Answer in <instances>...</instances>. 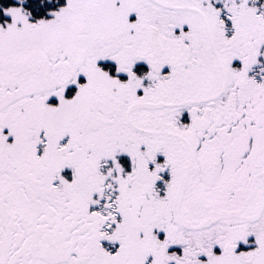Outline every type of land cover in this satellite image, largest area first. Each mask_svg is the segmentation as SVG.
Segmentation results:
<instances>
[{"label":"snow or ice","instance_id":"1","mask_svg":"<svg viewBox=\"0 0 264 264\" xmlns=\"http://www.w3.org/2000/svg\"><path fill=\"white\" fill-rule=\"evenodd\" d=\"M0 264H264V0H0Z\"/></svg>","mask_w":264,"mask_h":264},{"label":"trees","instance_id":"2","mask_svg":"<svg viewBox=\"0 0 264 264\" xmlns=\"http://www.w3.org/2000/svg\"><path fill=\"white\" fill-rule=\"evenodd\" d=\"M7 2H8V3H12V2H13V0H7Z\"/></svg>","mask_w":264,"mask_h":264}]
</instances>
